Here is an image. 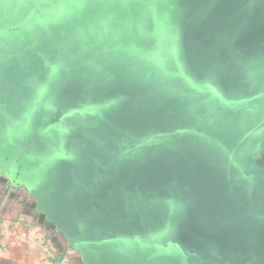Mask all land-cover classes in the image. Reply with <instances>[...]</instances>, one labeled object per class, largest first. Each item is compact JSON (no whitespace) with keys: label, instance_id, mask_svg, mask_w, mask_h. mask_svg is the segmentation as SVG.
<instances>
[{"label":"water","instance_id":"1","mask_svg":"<svg viewBox=\"0 0 264 264\" xmlns=\"http://www.w3.org/2000/svg\"><path fill=\"white\" fill-rule=\"evenodd\" d=\"M0 113L79 164L63 210L102 264H264V0H5Z\"/></svg>","mask_w":264,"mask_h":264},{"label":"crops","instance_id":"2","mask_svg":"<svg viewBox=\"0 0 264 264\" xmlns=\"http://www.w3.org/2000/svg\"><path fill=\"white\" fill-rule=\"evenodd\" d=\"M23 20L0 0V33ZM5 120L0 113V264H102L76 246L63 220L79 164L72 134L53 126L44 143H24Z\"/></svg>","mask_w":264,"mask_h":264}]
</instances>
